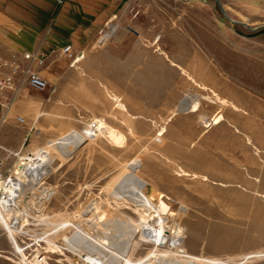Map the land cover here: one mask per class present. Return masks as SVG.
<instances>
[{"label":"rangeland","instance_id":"rangeland-1","mask_svg":"<svg viewBox=\"0 0 264 264\" xmlns=\"http://www.w3.org/2000/svg\"><path fill=\"white\" fill-rule=\"evenodd\" d=\"M156 2L163 30L155 39L172 32L184 39L173 48L190 61L182 69L189 82L185 97H196L198 111L180 115L174 126H157L160 120L137 119L123 109L92 111L75 104L57 111L53 91L23 85L0 140L21 155L42 149L49 163L44 173L50 172L45 183L54 194L44 207L35 194L22 198L19 209L37 216L41 230L29 224L25 234L10 233L0 222V264H23L20 255L32 258L35 248L26 243L37 231L45 239L35 257H43L42 264H84L74 253L84 254L91 242L80 233L95 237L101 224L138 220L139 207L164 218L171 243L153 246L130 230L116 250L127 254L134 239L132 260L150 254L162 264H264V4ZM117 15L120 25L123 16ZM201 117L210 124L204 126ZM90 119L100 131L69 153L67 144L85 139L82 129Z\"/></svg>","mask_w":264,"mask_h":264},{"label":"crops","instance_id":"crops-1","mask_svg":"<svg viewBox=\"0 0 264 264\" xmlns=\"http://www.w3.org/2000/svg\"><path fill=\"white\" fill-rule=\"evenodd\" d=\"M158 6L156 0H0V57L45 54L44 65L36 69L51 86L57 111L60 105L85 104L92 111L123 109L137 119L160 120L157 126H174L171 121L198 109L196 97H185L189 82L182 69L190 61L173 48L183 46L184 39L174 32L155 39L163 30ZM132 7L139 9L133 19ZM115 13L123 17L113 38L93 48L98 29ZM173 37L180 42L172 43ZM66 45L72 57L61 53Z\"/></svg>","mask_w":264,"mask_h":264},{"label":"built area","instance_id":"built-area-1","mask_svg":"<svg viewBox=\"0 0 264 264\" xmlns=\"http://www.w3.org/2000/svg\"><path fill=\"white\" fill-rule=\"evenodd\" d=\"M57 2L62 3L63 0H57ZM129 13L131 14V19H133L139 13V9L132 7L129 9ZM117 16V13L113 14L98 29L95 39L97 45H104L112 38L119 27L117 19H120V16L119 18ZM126 27L128 30H132L128 26ZM61 53L68 57H72L71 45L63 47ZM45 57V54L38 51L22 52L20 54L11 53L7 58L0 57V130L9 118V112L18 99L23 85L36 91L51 90V86L48 84L47 80L36 69L44 65ZM15 121L23 123L24 118L16 116ZM85 126L86 127L82 129L85 140L94 138L100 131L97 120L90 119L85 123ZM20 153L21 151H14L0 143V213L2 216L8 217V219H16V226H18L17 233L25 234L26 232L23 229L26 225L31 224L35 226L37 230H41V228H43V223L39 221L37 216H31L26 213V210L23 212L22 209H19L22 198L27 194H35L38 198V205L44 207L53 196L54 189L53 186L45 183V178L50 172L41 173L38 171L37 166H28V162L32 160L36 161L38 158H34L32 152H26L22 155ZM11 158H15V160L10 166H7ZM29 158L31 160H29ZM37 161L40 160L38 159ZM42 235L43 231H37L34 233L32 239L29 238L31 235L28 236V239L33 242H31L30 245L26 243V248H30L33 245L35 248L33 254L36 255L30 259L35 260V257H37L38 253L41 251L37 250V247H40V242L45 240ZM54 246L57 247L58 245L54 244ZM16 253L19 254V251H16ZM149 255L146 254L135 260L126 256V258H121L116 264L163 263L158 262ZM39 258L40 259H37L42 261L43 257L40 256ZM80 261H83V259L81 258ZM104 262L105 260L100 261V264H104ZM97 263V261L92 262V264Z\"/></svg>","mask_w":264,"mask_h":264},{"label":"bare ground","instance_id":"bare-ground-1","mask_svg":"<svg viewBox=\"0 0 264 264\" xmlns=\"http://www.w3.org/2000/svg\"><path fill=\"white\" fill-rule=\"evenodd\" d=\"M182 105L183 106L186 105V100L182 101ZM194 107H195V105H194ZM201 122L204 126H207L208 124H210V122L207 120L206 117H201ZM84 140H85L84 137H79L76 140L68 143L67 144L68 145L67 151L69 153L73 152L80 144H82V142ZM37 151H38V154L36 156L34 155V153L32 155L34 158H38L40 161H37L38 159L36 161L32 160L31 162H28V166L29 167L37 166L38 171L41 173H44L45 167L47 165H49V163L46 162L47 155L44 152H41L42 149H38ZM22 160H23V158H22ZM29 160H31V159L29 158ZM98 207H99V205H98ZM96 209H95V211H96ZM86 211H85V214L90 211V208L89 207L86 208ZM103 212H105V211H103ZM135 212H137L139 214L138 220H133V219L123 220L122 219L123 221H121V223H118V224L112 223V222H109L108 224H101L100 227H101L102 233L99 236L91 237V236L86 235L80 231L81 232L80 234L83 237L90 240L91 243H90V245H88L84 249V251H83L84 254L76 255L74 253V255L79 258V261L82 258L84 264H92L93 261L94 262L97 261L98 262L97 264H100V261H104V260H105L104 264H116L121 258H126V256H128V255L130 256L131 251L137 245L136 241L133 239L128 246L129 252L127 254L119 253L116 250V246H118L120 243L124 242V240L127 237L130 230H133L135 232V234L139 233L140 238H143L146 241L147 240L150 241L153 244V246L156 245L157 241H161V243L164 246L171 243V241H170L171 239L166 236L167 233L165 234L166 231H165V227H164V218L163 217L155 216L153 213H150V212H148V211H146L140 207L135 209ZM93 215H92V217L97 216V215L96 216H93ZM103 217H104L103 215H100V216L98 215L96 217V218H98L97 221L98 222L101 221ZM105 217H106V215H105ZM112 217H114V216H112ZM14 221H16V220H14ZM0 222L4 224V226L8 232H10V233L12 231L14 233L17 232V228H13L12 225L9 223L7 217L2 216L1 213H0ZM137 236H138V234H137ZM95 245L101 246L104 250H106V253L103 254L100 251L96 250L94 248ZM71 251L74 252L73 250H71ZM20 261L23 264H42L40 262L41 260H38V259L33 260V259L27 258V260H25V258H23L22 255H20Z\"/></svg>","mask_w":264,"mask_h":264},{"label":"water","instance_id":"water-1","mask_svg":"<svg viewBox=\"0 0 264 264\" xmlns=\"http://www.w3.org/2000/svg\"><path fill=\"white\" fill-rule=\"evenodd\" d=\"M220 5V8H221V10L224 12V10H223V8H222V6H221V4H219ZM225 13V12H224ZM231 22H235V23H239V22H237V21H234V20H232V19H230V18H228Z\"/></svg>","mask_w":264,"mask_h":264}]
</instances>
